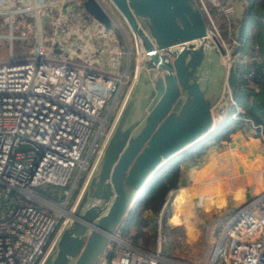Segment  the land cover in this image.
I'll return each instance as SVG.
<instances>
[{"label":"built area","instance_id":"built-area-1","mask_svg":"<svg viewBox=\"0 0 264 264\" xmlns=\"http://www.w3.org/2000/svg\"><path fill=\"white\" fill-rule=\"evenodd\" d=\"M96 1L115 22L103 0ZM198 1L209 16V29L221 40L229 58L231 47L236 44L235 15L231 11L227 16L229 41L221 39L204 0ZM208 1L218 9L225 4L231 8L232 3ZM22 2H27V7L18 8V0H0V16H5L4 26L9 28L0 38L8 39L10 46V52L0 57V264L41 263L71 215L72 208L66 209L74 187L80 179H87L102 150L108 100L117 96L124 85L126 96L145 53L140 39L131 32L136 58L134 76L129 80V46L121 45L112 37L110 28L96 19L99 55L94 60L99 59L101 67L75 62V49L65 48L68 34L92 30L75 0ZM27 14L32 16L28 23ZM45 20L52 22L51 44L45 39ZM261 23L264 25V19ZM15 27L30 31L29 44L19 50H15L14 40L26 37L15 35ZM67 27H74L76 33ZM59 50L65 53L58 54ZM124 55L126 64L122 61ZM82 59L87 61V57ZM263 60L259 44L253 57L245 55L239 59L242 89L254 87L262 94L263 90L254 84L257 72L251 65ZM124 65L125 74H120ZM230 102L235 106L232 119L244 121L264 139L263 125L242 115L233 94ZM47 188H52L53 195H66V199L59 201L45 195ZM172 194L173 190L157 211H146L154 223L148 248L131 242L136 233L134 227L124 240L123 223L113 237L115 244L108 246L98 264H189L164 255L170 242L165 221ZM256 201L261 204L259 211L243 208L236 214L226 229V241L215 247L208 264H264V195Z\"/></svg>","mask_w":264,"mask_h":264},{"label":"water","instance_id":"water-1","mask_svg":"<svg viewBox=\"0 0 264 264\" xmlns=\"http://www.w3.org/2000/svg\"><path fill=\"white\" fill-rule=\"evenodd\" d=\"M144 49L102 150L40 264H98L140 193L175 156L210 135L229 107L246 11L230 56L197 0H110ZM233 2V1H231ZM86 11L113 22L96 0Z\"/></svg>","mask_w":264,"mask_h":264},{"label":"crops","instance_id":"crops-1","mask_svg":"<svg viewBox=\"0 0 264 264\" xmlns=\"http://www.w3.org/2000/svg\"><path fill=\"white\" fill-rule=\"evenodd\" d=\"M235 20L238 25L236 16ZM254 30L264 41L258 24ZM245 41V50L253 55L250 42ZM263 171L264 139L247 124L212 144L198 162L182 164L165 221L170 242L164 255L189 264H208L213 248L226 241V229L236 214L243 208L259 211L256 200L264 195ZM143 216L145 229L152 234L153 218L146 211ZM137 245L143 247L140 241Z\"/></svg>","mask_w":264,"mask_h":264},{"label":"trees","instance_id":"trees-1","mask_svg":"<svg viewBox=\"0 0 264 264\" xmlns=\"http://www.w3.org/2000/svg\"><path fill=\"white\" fill-rule=\"evenodd\" d=\"M197 2L199 3V1ZM201 9L206 22L210 27L209 18L202 6ZM262 19H264V0H250L246 11L245 34L247 37L245 38L250 42L249 49L252 50V53L255 46L259 44L261 53L263 54L264 41H260V36L256 34V29L254 30L255 26L257 28L258 24L260 32H264V25L261 23ZM245 44L246 41L244 40L240 52L242 56L248 55V52L244 47ZM251 66H253L257 72L254 84L263 90L262 94L257 93L254 87H244L242 89V83L239 79L236 82L232 94L233 98L242 109V115L251 119L257 125H263L264 135V77L262 75L264 72V60L262 62L254 61ZM234 110L235 106L230 102L228 110L224 113L227 116L226 120L219 121L210 135L188 148L182 154L175 156L156 172L151 181L140 193L137 201L134 203L130 213L124 221L125 236L128 235L130 230L134 227L136 228V233L133 238L136 240V243L143 240L145 241V244H148L151 241L152 236L145 229L147 224L143 216L144 212L147 210L157 211L162 202L168 196L169 192L178 188L182 164L186 161L198 162L206 154V151L212 144L226 139L231 132L245 124L244 121H236L232 119L231 114Z\"/></svg>","mask_w":264,"mask_h":264},{"label":"rangeland","instance_id":"rangeland-1","mask_svg":"<svg viewBox=\"0 0 264 264\" xmlns=\"http://www.w3.org/2000/svg\"><path fill=\"white\" fill-rule=\"evenodd\" d=\"M22 1L23 0H18V2H19L18 8L19 7H24V8L27 7L28 3L22 2ZM54 1H57V0H54ZM84 1L85 0H75V2L78 5V11L81 12L85 16L86 19H88V21L90 22V27L92 30H91V32L86 31V32L78 34V31L76 33V30L74 29V27H72V28L67 27L71 30V33H76V35H69L68 34L69 37H68V40L66 42L65 48L68 47V48H74L75 49V53H74L73 58H72L73 61L79 62L81 64H86L89 66L91 65L94 68H98V67H101V63L99 62V59L97 61L94 60V57L99 55V53L96 52L98 49V43H97L98 42V35L96 32V27L98 25V22L95 18H93L85 10V8L83 6ZM231 1H233L231 3V8L229 6H227V4H225V2H222L225 5H221V7H219V9H218L216 7H213L215 5H212L208 0H204L205 6L207 7L208 11L209 12L212 11V12H210V15L218 27L221 39L223 38L224 40H227V41H229V39H230L227 16L230 15L231 11L236 16V11H235V9H236L235 5L236 4L239 5V8H242V12H243L244 7H245L244 0H231ZM103 2L107 5V7L109 8V10L112 13L114 20H115V22H113L112 28L109 29V32L111 33L112 37L115 40L120 41L121 45H123L125 47H127V45H128L131 52H132L131 64H130V69H129V80H132V78L134 76V71H135V58H136L135 51H134L133 35H132L131 31L129 30L125 20L123 19L121 14L116 10V8H114L113 5H110L108 0H103ZM200 6H202L204 8V6L201 3H200ZM214 8H215V10H214ZM42 9H45V5L43 3H42ZM206 15H207V13H206ZM4 18H5V16H0V37L4 36L9 31V28L4 26V21H3ZM208 18H209V16H208ZM26 19H28L27 23L31 22L32 21L31 14H27ZM209 22H210V19H209ZM63 23L65 24V22H63ZM238 25H234V32H235ZM51 26H52L51 21H46V20L44 21L45 39L50 44L52 43V40L54 38V33L51 29ZM211 28H213L212 25H211ZM14 33L17 36L26 37L25 39H21V40H17V39L14 40L15 50L22 49L29 44V40H28V36L30 35L29 29L27 30V32H24L23 29H21L20 27H15ZM9 52H10V46H9L8 39L0 38V57L5 56ZM64 53H65L64 51H61V50L58 51V54H64ZM247 56L250 58L253 57V55H251V54H248ZM82 57H87V61H83ZM241 57H242V54L240 53L238 58H241ZM122 61H124L125 64L127 63V62H125V61H127V57L125 55L122 56ZM120 74H125V65H124V68L121 70ZM126 89H127V86L125 88V85H124L123 89L121 90V92L117 96L110 97V99L108 100L107 107H106L105 113H104V114L108 115V118H107V124L105 127V131L101 136V143H103L105 141L106 136L110 131V128H111V126L115 120V117H116V115H117V113H118V111L122 105L123 100H124ZM90 172H89V174H90ZM84 182H85V179H80L78 181V183L76 184L77 188L74 187L73 194L75 193V195L72 196L69 205H67L66 210H70L73 207L74 202H75ZM71 187H72V185L70 186V188ZM39 190L41 191L42 189H39ZM45 195L50 196V197H52L56 200H59V201H64L66 199V195H63V194H62V196L61 195H53L52 194V188H47ZM150 235L152 236V239H153V235L152 234H150ZM151 236H150V238H151ZM123 237H124V240H126L125 237L128 238L127 236H123ZM129 240H131V239H129ZM133 241H135V244H137L136 240H133ZM140 242H141V245L143 247H147V245L150 244L151 241L148 244H145V241H143V240ZM110 244H115V241L114 240L111 241ZM213 250H214V248H213ZM208 263H209V261H208Z\"/></svg>","mask_w":264,"mask_h":264}]
</instances>
